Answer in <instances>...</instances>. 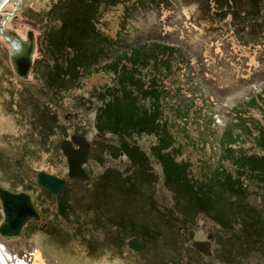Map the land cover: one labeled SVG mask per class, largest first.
<instances>
[{
    "label": "rangeland",
    "instance_id": "rangeland-1",
    "mask_svg": "<svg viewBox=\"0 0 264 264\" xmlns=\"http://www.w3.org/2000/svg\"><path fill=\"white\" fill-rule=\"evenodd\" d=\"M80 1L86 0H9L0 8V186L29 194L41 217L39 222L27 223L16 239L7 240L0 236V250L9 264H32L35 253H39L42 264H143L149 253L133 252L126 240H142L137 226L149 221L148 212H158L161 218H167L179 216V211L185 210L180 203L175 205L173 193L161 184L160 166L149 152L156 142L152 135L133 136L132 143L148 154L150 165L160 178L158 182L154 178L149 183H141L134 177L123 180L132 172L127 158L121 155L111 159L104 154L99 163L93 157L87 163L89 174L96 177L106 167L117 168L120 171L117 180L100 185L91 200L92 195L85 190L91 188V181L79 186L72 179L69 184L74 200L80 205L79 210H75L80 222L59 216L54 208L56 197L53 195L52 199L41 197L45 193L36 184L37 171L59 177L67 175L66 160L58 147L61 139L82 132L89 141H94L93 144L99 141L117 144L115 136L99 135L94 126L97 107L101 105L97 94L102 95L107 88L114 87L116 77L103 70L89 72L80 79L79 85H70L68 90L58 94L45 84L43 74L47 62H60L57 59L60 55L56 52L51 59L48 45H45V33L58 26L63 20L61 14L72 5L79 6ZM198 1L175 0L178 8L170 7L144 16L139 14L138 21H132L135 28L130 26L131 31L125 40L129 41L137 31H142L141 35H153L150 32L153 28L156 34L167 33L169 36L165 41L175 45L182 56L187 52L188 59L176 61L175 68L168 73L151 66H138L137 73L141 81H150L153 77L168 89L171 101L163 99L162 115L172 123L169 131L173 142L178 144L177 161H189L192 176L200 178L204 171L212 170L218 150H221L218 137L223 131L230 129V135H236L237 138L231 141L235 150L247 154L263 153L255 140L258 129L264 130V105L260 98L264 76L256 75L259 70L264 74V0L259 4L262 23L257 31H252L247 23L241 25L239 19L230 21L228 17L218 22L219 34L210 28L209 18L204 16ZM56 2L60 6L47 12ZM122 13L120 5L102 8L96 28L107 39H114L118 34L123 36L119 27ZM28 31L34 34L35 50L31 71L24 79L16 75L9 62L11 47L6 37L13 39L11 33L15 32L21 39H26ZM98 57L99 64L107 60V54ZM188 66L192 71L190 79L185 76ZM189 83L197 84L195 92L192 91L193 85L188 87ZM139 101L147 103L140 98ZM182 101L192 103L185 121L174 110L175 104ZM34 104L52 111L55 116L52 132L45 133L40 128L35 120L37 108L33 110ZM239 117L244 118L245 123H251L248 130L243 128L245 123L238 122ZM203 120L206 122L202 123ZM224 165L228 170L232 168L227 162ZM141 169L145 170L144 167ZM243 183L248 190L245 200L264 216V201L260 194V188L264 189V186L255 179ZM87 199L93 203L90 213L82 206ZM203 216L196 215L195 222L207 223L209 220ZM2 220L0 203V223ZM152 222L154 227L160 228L167 223L159 219ZM96 223H103V228ZM44 224L52 230L44 229ZM125 224L136 225V231L131 234L121 232L120 228ZM89 237L94 242L88 243L86 238ZM164 245L165 242L159 247L161 252H164Z\"/></svg>",
    "mask_w": 264,
    "mask_h": 264
},
{
    "label": "trees",
    "instance_id": "trees-1",
    "mask_svg": "<svg viewBox=\"0 0 264 264\" xmlns=\"http://www.w3.org/2000/svg\"><path fill=\"white\" fill-rule=\"evenodd\" d=\"M175 3V0H86L80 1L79 6H70L61 14L63 20L60 21V24L48 29L44 36L50 57L54 52L60 55L57 58L60 59V62L53 61L51 64L50 61L45 65L46 70L43 74L44 77L46 76L45 84L49 89H54V94H58L68 90L70 85H79L80 79L89 72L99 70L110 72L117 79L116 85H113L114 87L111 89L107 88L102 95L97 94L101 105L97 107L94 126L99 135L115 136L117 144H106L100 141L93 144L94 141H92L93 158L99 163L104 154H107L111 159L124 155L129 163L128 168L132 172L123 177V180L134 177L141 183H149L150 179L154 178V181L158 182L160 178L152 169L148 154L132 143L133 136L152 135L156 142L150 147L149 152L152 153L160 166L162 186L167 187L173 193L175 205L180 203L181 207L185 209L179 211L181 216L195 217L198 214H204V210L213 213L219 212L220 209L223 211L224 209H233L234 212L242 214L243 221H254L255 227L261 228L263 225L262 219H259L261 218L259 211L245 200L248 190L245 189L246 185L243 181L255 179L260 186H264V130L258 129V137L255 140V144L263 152L260 155L235 150L231 141L237 138L236 135H230V129L223 131L218 137L221 150H218V156L215 157L211 172L204 171L203 177H193L189 161L185 159L177 161L178 144L173 142V136L169 131L172 123L167 122L162 115L163 99L165 98L167 102L171 101L168 89L163 88L160 81L153 77L150 81H141L137 73L138 66L141 68L158 67L168 73L175 68L176 61L184 62L188 59L187 52L182 56L181 51L175 45L165 41L169 36L167 33L156 34L153 28L150 31L153 35L145 36L140 34L143 33L142 31H137L129 41L125 40L131 31L130 26L135 28L132 21H138L139 14L144 16L149 12L155 14L157 11L168 10L170 7L178 8ZM198 3L202 6L204 16L209 18L207 21L210 28L215 32L218 31L217 34L221 31L218 22L226 20L228 17L230 21L239 19L241 25L249 24L252 31H257L259 25L261 26L260 0H200ZM111 5H120L123 8V17L119 22V27L124 34L123 36L118 34L114 39H107L96 28V25L100 10ZM59 6V2H56L54 7L47 12L50 13ZM101 54L103 56L107 54V60L99 64L96 58H99L98 56ZM191 72L188 66L185 76L189 79ZM256 75L264 76L260 70L256 72ZM190 85H193L192 91L195 92L197 84L189 83L188 87ZM261 92L260 98L264 105V88ZM139 98L146 100L147 103L140 102ZM191 106L192 103L189 101L177 103L174 106L175 114L177 113L178 117H182L181 120L185 121V116L189 115L187 111H190ZM32 107L33 110L37 108L35 120L40 124V128L45 133L52 132L55 119L52 111L47 107H38L35 104ZM239 119L238 122L241 125L246 121L242 117ZM204 122L206 121L203 120L202 123ZM183 125L182 122L181 126ZM250 126L251 123L248 122L243 128L248 130ZM176 127L174 125L175 129ZM253 127H256V124H253ZM77 134L84 135L82 132ZM202 147L203 145L200 143V148ZM224 162L229 163L232 168L228 170ZM200 165L203 163L200 162ZM141 167H144L145 170L142 171ZM129 169L125 168V171ZM119 172L117 168L106 167L96 177H92L88 173L91 188L85 190L89 192V196L92 195L90 200L94 199L100 185L117 180ZM71 181L73 180L67 179L65 187L56 196L54 208L60 214L59 216L65 219L72 218L76 223L80 220H77L78 216L75 214V210L80 205L77 200H74V192L69 189ZM76 181L79 186L83 185V182ZM43 191L45 195H42V198H53L48 191L44 189ZM260 194L264 201L263 188H260ZM83 196L84 194L80 197ZM92 204L87 199L82 206L85 211L88 210L90 213L93 208ZM209 208L212 209L209 211ZM213 208L215 209L213 210ZM247 212L249 214L253 212L254 216L257 213L259 218H254L253 221L246 219L244 215ZM39 213L41 212L39 211ZM98 226L100 225L98 224ZM50 228L52 227L48 228L51 231ZM148 228L149 225L145 223L137 226L138 235L145 243L148 241L146 238H149ZM134 230L136 231V225L125 224L120 228V231L125 234L127 232L131 234ZM261 233L262 230L260 238L262 237ZM153 237L155 238V235ZM86 240L91 243L93 239L89 237Z\"/></svg>",
    "mask_w": 264,
    "mask_h": 264
},
{
    "label": "flooded vegetation",
    "instance_id": "flooded-vegetation-1",
    "mask_svg": "<svg viewBox=\"0 0 264 264\" xmlns=\"http://www.w3.org/2000/svg\"><path fill=\"white\" fill-rule=\"evenodd\" d=\"M92 153L91 147L88 162L92 160ZM86 165L88 164H85L84 168L89 173ZM157 213L148 212L149 215H147L149 221L146 224L150 222L152 224L148 228L149 238H146L148 240L146 248L141 251L132 250L135 253H149V257L144 259L143 264H264V216L259 218L257 213L256 216L252 215L253 212L252 214L247 212L244 215L246 219L252 221L254 218L262 219L263 227L259 228L255 227L254 221H243L242 214L234 212L233 209H224V211L220 209L219 212L213 213L204 210L203 218L209 221L202 224L195 222L196 216L175 215L161 218ZM40 219H31L27 223L39 222ZM153 219L166 221L168 225L162 224L164 226L161 228L154 227ZM102 224L99 225L103 228ZM46 227L47 224H44L43 228ZM260 229L262 230L261 238ZM194 241L204 242L207 252L196 250L192 246ZM163 242H165L164 252H161L162 249L159 247H162Z\"/></svg>",
    "mask_w": 264,
    "mask_h": 264
},
{
    "label": "water",
    "instance_id": "water-1",
    "mask_svg": "<svg viewBox=\"0 0 264 264\" xmlns=\"http://www.w3.org/2000/svg\"><path fill=\"white\" fill-rule=\"evenodd\" d=\"M7 0H0V8ZM13 39L6 37L10 43L9 62L17 76L27 78L32 67V56L35 50V38L32 31H28L26 39H21L15 32L11 33ZM58 147L65 157L67 164L66 177H59L44 171L35 173L36 184L56 197L65 187L67 179L80 182L90 181V175L84 168L88 163L92 144L85 135L73 133L69 138L61 139ZM0 203L3 220L0 223V236L7 240L16 239L23 232L25 225L31 219L39 220L29 194L25 192H11L0 186ZM129 248L141 251L146 248V243L138 238L127 241ZM192 246L206 253L205 243L194 241ZM0 264H7L0 252Z\"/></svg>",
    "mask_w": 264,
    "mask_h": 264
},
{
    "label": "bare ground",
    "instance_id": "bare-ground-1",
    "mask_svg": "<svg viewBox=\"0 0 264 264\" xmlns=\"http://www.w3.org/2000/svg\"><path fill=\"white\" fill-rule=\"evenodd\" d=\"M7 1H9V0H7ZM3 7H4V5H3L1 8H3ZM0 252H1V254L4 256V254L2 253L1 250H0ZM4 258H5L6 262H7V264H9V262H8V260L6 259L5 256H4ZM21 264H26V263H21ZM32 264H42L39 253H35L34 260H33V263H32Z\"/></svg>",
    "mask_w": 264,
    "mask_h": 264
}]
</instances>
